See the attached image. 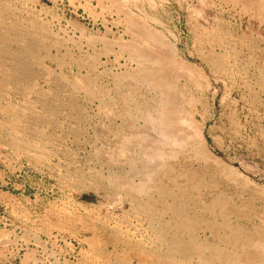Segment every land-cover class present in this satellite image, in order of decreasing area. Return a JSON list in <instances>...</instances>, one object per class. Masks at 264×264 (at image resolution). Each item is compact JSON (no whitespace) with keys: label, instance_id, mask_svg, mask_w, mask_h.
<instances>
[{"label":"rangeland","instance_id":"obj_1","mask_svg":"<svg viewBox=\"0 0 264 264\" xmlns=\"http://www.w3.org/2000/svg\"><path fill=\"white\" fill-rule=\"evenodd\" d=\"M233 1L0 0V264H144V259L147 264H181V261L185 264L190 260L191 264H197L199 260V263L203 264L198 257L201 252L211 254L213 259L224 256L221 257L224 261L216 258L213 261L215 263L211 264H216L218 260L222 261L218 264L242 262L239 256L240 251L231 248L232 244L240 245L241 240L238 239H242L241 233L222 230L224 236L221 231L218 232L216 234L218 238L222 236L218 240L217 236L214 237L215 234L212 235L211 232L202 229L205 223L203 220L206 218L204 215L201 217L200 213L198 217H195V222L196 219H200L199 221L203 223L197 220L199 229L196 226L197 222L193 225L194 234L196 232L194 245L195 243L196 246L201 245L197 248L200 251L203 250L196 254L199 259L196 255L189 257L188 253H184L188 251L189 241L187 240L190 239L188 233L190 234L192 227L191 223L188 224L184 219L189 220L194 210L198 212L200 208L198 206L201 205L199 200L203 198L202 189L209 186L210 181L207 178L201 180L197 175L190 174L184 166H177L180 168H175L178 171L173 169L172 171L173 167L169 170L167 167L171 163L168 162L165 168L172 172L170 176L174 174L173 178L169 177L166 173L170 172H167L165 168L153 171L152 169L157 167L156 161H153L155 157L150 160V156L152 157L156 149H163L162 151L168 154L173 151L170 145L159 140L157 136L160 134L155 128L156 123L153 122L157 118L159 111L157 108L160 105H158L159 96L152 89L154 85L149 83V80L152 82L153 76H158L161 71L159 75L161 78L165 77L171 82L176 80L179 94L178 108L183 109L184 113H189L190 119L195 122H191V126L195 124L196 128L201 127L210 148L225 150L226 157H221L216 151L215 154L239 173L242 185L245 184L247 189L253 190V195L257 197L256 202L264 207V29H262L264 28V0H246V3H243L244 0ZM259 7L261 17H258L260 14L257 13ZM256 9L258 11L255 12ZM6 75L7 78H5ZM77 87L80 88L79 91ZM151 93L157 95L153 96L154 94ZM150 97L153 99L151 100ZM114 112L117 116L113 115ZM144 113H149L152 123L150 119L147 120L148 123L147 121L143 123L140 116ZM150 126L154 130L150 129ZM140 132L142 136L138 137ZM124 140L127 141L125 144ZM159 142H164L166 148L165 146L161 148L163 144L160 147ZM116 144L121 145L122 148ZM147 144L150 146L148 147ZM120 148L124 151L120 150L121 154H118L119 152L115 154L117 152L115 150ZM147 150L148 152H145ZM141 152L144 156L147 153L146 158ZM145 160L147 162L150 160L151 165ZM139 161L143 167L141 164L139 166ZM106 166L114 168L109 167V169ZM150 169L153 173H150ZM161 173L171 180L175 179V184L168 178L166 181L163 175L159 176ZM142 174H147L145 179ZM184 177L187 180L191 179L190 185L187 180L185 183ZM161 180L165 185L160 187ZM125 185L126 187L129 185L130 188H125ZM174 186L179 189L177 190ZM165 189L169 190L166 192ZM154 190L159 191V193L156 192L157 197ZM231 190H227V194L229 192L227 197L230 196L234 204H239L242 197L241 191L235 188ZM134 193L139 194L134 195ZM126 194L134 195V199L138 198L133 199L136 206H132L135 203L131 201V196L126 198L128 196ZM168 195L180 196L178 205L181 211L185 209L184 213L178 212L180 215L175 216L177 213L172 210L174 208L171 207L172 202ZM141 196L144 197L140 198ZM145 196L147 199L151 198V201L153 196L156 197L153 201L158 208L152 201L155 209L153 206L148 207L151 211L147 208L141 209L149 201L146 202ZM161 196L165 198L162 199ZM191 199H193L192 202ZM136 201L140 204L141 201L145 203L141 204L142 206L139 204L140 207ZM166 203H171L169 204L171 208ZM163 204H165L164 207ZM191 205L194 208L192 210ZM130 206H132L131 210L135 211L130 212ZM133 207L136 208L133 209ZM157 209L162 210L163 213L157 212ZM153 210L156 214L153 216L154 219L151 217ZM140 212L147 215L144 214V216ZM164 213L168 216L164 217ZM157 215L164 218L160 220L161 217ZM185 215L187 218H184ZM134 217L138 223L133 221ZM167 217L172 218L166 221ZM178 217H181L179 218L181 223H178V219L175 220ZM154 220L156 223L152 224ZM174 220L177 221L176 224ZM158 221L164 222L161 224L165 226H170H164L168 233V230L176 231L178 227L180 228L179 224L184 227L181 226L182 231L190 225L187 231L183 232L189 238L184 236L180 229V233L172 231L173 234H166V230L162 229L163 225L157 223ZM221 221V219L216 220L214 223L220 225ZM174 225L176 229L172 227ZM145 226L146 232H144ZM152 227L161 231L160 234L166 232L163 233L164 236L154 232L157 235L156 239L162 242L161 238H164L165 243H158L154 238L155 230L149 232ZM236 227L240 228L239 225ZM200 228L205 233H202ZM135 229L139 230L138 233ZM178 233L181 234V238H178ZM174 236L179 241L176 239L175 241ZM225 237L236 240L229 238L227 240ZM145 238L150 239L148 243ZM223 238L226 241H223ZM123 239L127 241L124 242ZM229 240L232 244L228 242ZM151 242L155 243L150 249ZM178 242L183 243L181 245L185 247H177L180 245ZM206 242H209L208 245L211 247L207 246ZM219 242L220 245L216 246ZM203 245H206V249L208 247L207 252ZM163 246L176 253L184 249V252H181L184 253V260L180 257L181 253L179 255L181 260H179L178 254L177 256L175 252L174 255L171 254ZM196 246L195 249L198 252ZM147 248L150 251L154 249L160 256L155 254V251L151 252V255ZM224 248L229 252H223ZM168 252L172 257L177 258L178 263L176 258L169 257V260ZM212 252L215 253L214 256ZM224 253L226 256L223 255ZM232 255L233 257L229 259ZM235 258L239 260L236 261Z\"/></svg>","mask_w":264,"mask_h":264},{"label":"bare ground","instance_id":"obj_2","mask_svg":"<svg viewBox=\"0 0 264 264\" xmlns=\"http://www.w3.org/2000/svg\"><path fill=\"white\" fill-rule=\"evenodd\" d=\"M113 1V0H112ZM229 1V0H228ZM233 1V0H232ZM246 0H244L243 1V3H246L245 2ZM254 1V0H253ZM259 1V0H258ZM261 1V0H260ZM234 2L235 1H233V4H234ZM85 3V2H84ZM252 3V2H251ZM260 3H262V2H260ZM253 4V3H252ZM263 4V3H262ZM234 5H236V4H234ZM241 5V4H240ZM260 4H258V6H259ZM264 5V4H263ZM257 6V7H258ZM96 7V6H95ZM219 7V6H218ZM247 8V7H246ZM262 8V7H261ZM245 9V8H244ZM128 10V9H127ZM256 11H258L257 9L255 10V12ZM221 12H223V11H221ZM258 14H260V7H259V11L257 12ZM257 13H255V14H257ZM264 13V12H263ZM230 14V13H229ZM130 15V14H129ZM261 15L262 14H260L258 17H261ZM227 17V16H226ZM239 17V16H238ZM257 17V16H256ZM255 17V20L257 21V18ZM139 20V19H138ZM259 20V19H258ZM262 19L260 18V21H261ZM76 22V21H75ZM138 25V24H137ZM239 25V24H238ZM261 25V24H260ZM144 26V25H143ZM263 26V25H262ZM235 27V26H234ZM251 27V26H250ZM262 29H264V28H262ZM145 30H146V28H145ZM263 31V30H262ZM217 32V31H216ZM245 32V31H244ZM73 33V32H72ZM129 33V32H128ZM147 33V32H146ZM227 33H228V31H227ZM138 35H140V34H138ZM137 35V36H138ZM201 35V34H200ZM256 37V36H255ZM158 38V37H157ZM209 38V37H208ZM216 38V37H215ZM214 38V39H215ZM143 39H144V36H143ZM160 39V38H159ZM158 39V40H159ZM252 39V38H251ZM250 39V40H251ZM150 40V39H149ZM149 40L147 41V42H149ZM212 40V39H211ZM138 41V40H137ZM163 41V40H162ZM207 41V40H206ZM243 41V40H242ZM157 42V41H156ZM199 42V41H198ZM218 42V41H217ZM150 43V42H149ZM159 43V42H158ZM194 43H196V42H194ZM239 43V42H238ZM253 43V42H252ZM106 44V43H105ZM130 44H131V42H130ZM197 44V43H196ZM203 44H204V42H203ZM223 44V43H222ZM228 44V43H227ZM241 44V43H240ZM248 44V43H247ZM113 45V44H112ZM127 45V44H126ZM150 45H152V44H150ZM198 45V44H197ZM206 45V44H205ZM214 45V44H213ZM255 45V44H254ZM122 46V45H121ZM130 46V45H129ZM144 46H146V45H144ZM165 46H167V45H165ZM195 46V45H194ZM127 47V46H126ZM132 47V46H131ZM200 47V46H199ZM204 47V46H203ZM213 47V46H212ZM216 47V46H215ZM122 48V47H121ZM120 48V49H121ZM147 48V47H146ZM153 48H154V46H153ZM218 48V47H217ZM119 49V50H120ZM129 49V48H128ZM135 49H136V47H135ZM144 49V48H143ZM173 49V48H172ZM242 49V48H241ZM122 50V49H121ZM147 50V49H146ZM150 50V49H149ZM158 50V49H157ZM212 50V49H211ZM154 51V50H153ZM204 51H206V50H204ZM203 51V52H204ZM210 50H208V52H209ZM139 52V51H138ZM138 52H137V55H138ZM174 52V51H173ZM221 52V51H220ZM225 52V51H224ZM224 52H222L223 54H224ZM253 52V51H252ZM115 53V52H114ZM142 53H144V52H142ZM167 53V52H166ZM170 53V52H169ZM229 53V52H228ZM235 53H237V52H235ZM106 54V53H105ZM127 55V54H126ZM210 55V54H209ZM252 55V54H251ZM264 55V54H263ZM112 56V55H111ZM120 56H122V55H120ZM213 56V55H212ZM221 56H222V54H221ZM247 56V55H246ZM113 58H116V57H114V56H112ZM199 57V56H198ZM156 58V57H155ZM232 58V57H231ZM256 58V57H255ZM147 59V58H146ZM150 59V58H149ZM230 59V58H229ZM116 60V59H115ZM123 60V59H122ZM141 60V59H140ZM235 60V59H234ZM143 61H144V59H143ZM151 61V60H150ZM149 61V62H150ZM158 61V60H157ZM122 62V61H121ZM134 62V61H133ZM147 62V61H146ZM163 62V61H162ZM178 62V61H177ZM228 62V61H227ZM240 62V61H239ZM148 63V62H147ZM167 63V62H166ZM176 63V62H175ZM180 63V62H179ZM144 64H145V62H144ZM165 64V63H164ZM251 64V63H250ZM5 65V64H4ZM102 65V64H101ZM135 65V64H134ZM141 65V64H140ZM169 65H170V63H169ZM123 66V65H122ZM129 66H130V64H129ZM156 66V65H155ZM159 66V65H158ZM164 66V65H163ZM176 66H177V64H176ZM207 66H208V64H207ZM161 67V66H160ZM172 67V66H171ZM209 67V66H208ZM228 67V66H227ZM245 67V66H244ZM122 68H124V67H122ZM163 68V67H162ZM167 68V67H166ZM233 68H234V66H233ZM240 68H242V67H240ZM249 68V67H248ZM247 68V69H248ZM260 68V67H259ZM2 69H4L5 70V68H2ZM130 69V68H129ZM136 69V68H135ZM148 69V68H147ZM146 69V70H147ZM151 69V68H150ZM161 69V68H160ZM169 69V68H168ZM181 69H182V67H181ZM192 69V68H191ZM190 69V70H191ZM231 69V68H230ZM239 69V68H238ZM243 69V68H242ZM262 70V69H261ZM7 71H8V69H7ZM7 71H6V73H7ZM153 71V70H152ZM165 71V70H164ZM105 72V71H104ZM155 72H156V70H155ZM154 72V73H155ZM171 72V71H170ZM169 72V73H170ZM252 72H254V71H252ZM259 72H260V70H259ZM111 73V72H110ZM119 73V72H118ZM124 73V72H123ZM142 73V72H141ZM150 73V72H149ZM163 73H167V72H163ZM227 73V72H226ZM134 74V73H133ZM160 74H161V71H160ZM160 74H158V76H153V79H152V82H151V80H149V83H151V84H153L152 86H153V88L152 89H154L155 90V92H157V96H159V104L158 105H160V107L159 108H157V109H159V111H158V114L155 112V115L157 114V118H156V120L154 119L153 120V122H155L156 123V130L158 131V133L161 135H159V136H157L158 138H160L159 140H162V141H164L167 145H170L172 148H173V151H172V153H164L162 150H160V149H156V150H154L155 152H154V156L152 155V157L150 156V160H152L151 158H153V157H155V159L153 160V161H156V165H157V167H155L154 169H152L153 171H155V169H157L156 171H158L159 169H164L165 167H166V164L169 162V163H171V165L169 166V167H167L168 169L170 168V167H173V168H171V170L173 169V170H175V171H178V170H176L175 168H177V166H184L185 168H186V171L188 170L189 172H190V174H195V176L197 175V177H199V178H201V180L202 179H204V178H207L209 181H210V185L209 186H207V187H204L202 190H203V192H202V196H203V198H201V200H199L200 202H201V205L200 206H198V207H200L199 208V210H198V208H196L197 210H198V212H196V210H194L193 212H192V215H191V218H190V216H189V220H188V218H187V216L185 215L184 216V218H187V219H184V220H186L187 221V223L188 224H190L191 223V230H190V234L188 233V235H190V239L189 240H187V242L189 241V245H188V251H183L184 253H188L190 256L189 257H192V256H194V255H196L197 253L199 254L201 251H200V249H198V248H200V246L198 245V246H196V243H195V245H194V240H195V234H196V232H195V234H194V231H195V229L193 228V225H195L196 224V222H197V220L199 221L200 219H196V222H195V217L198 215L199 216V214L198 213H200V215H201V217H202V215H204L205 216V220H203V221H205V223H204V226H203V230H207L208 232H211L212 233V235L213 234H215V236L214 237H216L217 236V238H218V235H216L218 232H220L221 231V234H222V230H227V231H232L233 230V232H239V233H241L240 235L242 236V239H238V240H241L240 241V245H233L230 241L231 240H233V241H235L236 239V236H235V238L234 237H232V238H234V239H231V237H225L227 240H228V238L229 239H231V240H229L228 242L229 243H231L232 244V247H231V245H229V243H228V245H229V247H231L232 249L233 248H235L236 250H239L240 251V253H239V256H240V261L242 260V262L241 263H243V264H264V207H263V205H260V204H258V202H256V196H254L253 195V190H250V189H247L246 188V185L244 186V185H242L243 183L240 181V176H239V173L236 171V170H234L231 166H229L221 157H226V154H225V150L224 151H222V150H220V149H218V148H210L209 147V145H208V143H207V141L205 140V137H204V135H203V133H202V129H201V127H198L197 126V128H196V126H195V124H194V126H191V122H193L191 119H190V117H189V113H184L183 112V109H179L178 108V106H179V94H178V90H177V88H176V85H177V83H175L176 82V80L175 81H173V82H171L169 79L167 80V79H165V77H163V78H161V76H159ZM173 74V73H172ZM171 74V75H172ZM184 74V73H183ZM192 74V73H191ZM228 74V73H227ZM251 74V73H250ZM142 75V74H141ZM140 75V76H141ZM164 75V74H163ZM169 75V74H168ZM114 76V75H113ZM146 76V75H145ZM180 76V75H179ZM194 76V75H193ZM229 76H230V74H229ZM136 77V76H135ZM186 77V76H185ZM191 77V76H190ZM239 77V76H238ZM5 78H7V75L5 76ZM169 78V77H168ZM171 78V77H170ZM179 78V77H178ZM244 78H245V76H244ZM12 79V78H11ZM105 79V78H104ZM116 79V78H115ZM172 79V78H171ZM177 79V78H176ZM191 79V78H190ZM227 79V78H226ZM239 80H240V78H239ZM120 81V80H119ZM178 81V80H177ZM194 81V80H193ZM104 82V81H103ZM143 82V84H144V81H142ZM147 82H148V80H147ZM244 82H245V80H244ZM260 82H262V80L260 81ZM191 83V82H190ZM105 84V83H104ZM138 84V83H137ZM142 84V85H143ZM253 84V83H252ZM106 85V84H105ZM116 86H117V84H115ZM141 85V86H142ZM190 85V84H189ZM193 85V84H192ZM191 85V86H192ZM233 85V84H232ZM150 86V85H149ZM93 87H94V85H93ZM124 87V86H123ZM126 87V86H125ZM199 87V86H198ZM99 88V87H98ZM106 88V87H105ZM116 88V87H115ZM150 88V87H149ZM197 88V87H196ZM238 88V87H237ZM77 89H78V87H77ZM80 89V88H79ZM79 89H78V91H79ZM90 89H92V88H90ZM113 89H114V87H113ZM131 89V88H130ZM182 89V88H181ZM199 89V88H198ZM250 89V88H249ZM249 89H247V90H249ZM252 89V88H251ZM94 91V90H93ZM105 91V90H104ZM135 91V90H134ZM143 91V90H142ZM195 91V90H194ZM129 92H130V90H129ZM148 92V91H147ZM180 92V91H179ZM109 93V92H108ZM138 94V93H137ZM149 94V93H148ZM152 94V93H151ZM154 94V93H153ZM152 94V95H153ZM153 95V96H156V95ZM203 94V93H202ZM135 95V94H134ZM139 95H140V93H139ZM138 95V96H139ZM260 95V94H259ZM104 96H105V94H104ZM180 96H182V95H180ZM263 96V95H262ZM95 97V96H94ZM99 97V96H98ZM102 97V96H101ZM145 97V96H144ZM149 97V96H148ZM143 98V97H142ZM247 98V97H246ZM120 99V98H119ZM139 99V98H138ZM141 99V98H140ZM143 99H146V98H143ZM150 99L152 100L153 98L152 97H150ZM108 100V99H107ZM121 100V99H120ZM129 100V99H128ZM136 100V99H135ZM150 100V101H151ZM247 100V99H246ZM245 100V101H246ZM193 101V100H192ZM196 101V100H195ZM253 101V100H252ZM94 102V101H93ZM110 102V101H109ZM126 102V101H125ZM255 102V101H254ZM135 103V102H134ZM143 103V102H142ZM145 103V102H144ZM149 103V102H148ZM187 103H188V99H187ZM111 104V103H110ZM131 104V103H130ZM189 104V103H188ZM195 104V103H194ZM116 105H117V103H116ZM147 105V104H146ZM145 105V106H146ZM149 105V104H148ZM258 105V104H257ZM264 105V104H263ZM111 106V105H110ZM123 106V105H122ZM190 106V105H189ZM250 106V105H249ZM98 107V106H97ZM186 107H188V106H186ZM259 107V106H258ZM108 108V107H107ZM127 108V107H126ZM143 108V107H142ZM240 108V107H239ZM249 108V107H248ZM136 109V108H135ZM138 109H139V107H138ZM141 109V108H140ZM125 110V109H124ZM133 110V109H132ZM155 110V109H154ZM247 110V109H246ZM134 111V110H133ZM131 112V111H130ZM129 112V113H130ZM135 112V111H134ZM138 112H140V111H138ZM142 112V111H141ZM140 112V113H141ZM148 112V111H147ZM113 113V112H112ZM139 113V114H140ZM195 113V112H194ZM194 113H192V114H194ZM197 113V112H196ZM109 114V113H108ZM203 114V113H202ZM201 114V115H202ZM244 114V113H243ZM253 114V113H252ZM113 115H115V116H117L116 114H115V112H114V114ZM137 115V114H136ZM191 115V114H190ZM197 116H198V114H196ZM114 116V117H115ZM139 116V115H138ZM150 115H149V113L148 114H141V116H140V119L143 121V123H146L145 121H147V120H149L150 122L152 121L151 120V118L149 117ZM258 116V115H257ZM262 116V115H261ZM118 117H119V115H118ZM104 119H106L105 117H103ZM197 118V117H196ZM209 118H211V117H209ZM227 118V117H226ZM243 118V117H242ZM117 119V118H116ZM119 119V118H118ZM121 119V118H120ZM127 119V118H126ZM129 119V118H128ZM202 119H205V118H202ZM208 119V118H207ZM213 119V118H212ZM222 119V118H221ZM244 119V118H243ZM248 119H250V118H248ZM112 120H114V119H112ZM138 120V119H137ZM191 120V121H190ZM122 121V120H121ZM129 121V120H128ZM131 121V120H130ZM140 121V120H139ZM141 121V122H142ZM249 121V120H248ZM135 122V121H134ZM149 122V123H150ZM199 122H201V121H199ZM198 122V123H199ZM205 122H206V120L203 122V125L205 124ZM113 123V122H112ZM122 123V122H121ZM142 123V124H143ZM147 123H148V121H147ZM152 123V122H151ZM150 123V124H151ZM193 123H195V122H193ZM202 123V122H201ZM209 123V122H208ZM211 123V122H210ZM116 124V123H115ZM120 124V123H119ZM141 124V125H142ZM154 124V123H153ZM247 124V123H246ZM124 125V124H123ZM134 125V124H133ZM138 125V124H137ZM202 125V126H203ZM234 125V124H233ZM209 126V125H208ZM247 126V125H246ZM111 127V126H110ZM244 127V126H243ZM139 128H140V126H139ZM147 128V127H146ZM150 129H152V127L150 126L149 127ZM154 128V127H153ZM203 128V127H202ZM141 129H143V127L141 128ZM141 129H140V131H141ZM149 129V130H150ZM227 129V128H226ZM133 130V129H132ZM152 130H154V129H152ZM151 130V131H152ZM240 130H242V129H240ZM253 130V129H252ZM116 131V130H115ZM118 131V130H117ZM143 131V130H142ZM120 132V131H119ZM136 132H137V130H136ZM156 132V131H155ZM109 133V132H108ZM157 133V132H156ZM110 134V133H109ZM117 134V133H116ZM112 135V134H111ZM130 135V134H129ZM134 135V134H133ZM141 137L142 135H141V132H140V134L138 135V137ZM207 136V135H206ZM237 136V135H236ZM130 137H132V135L130 136ZM129 137V138H130ZM136 137V136H135ZM152 137V136H151ZM157 137H155V138H157ZM234 137V136H233ZM260 137V136H259ZM113 138V137H112ZM127 138V137H126ZM129 138H128V140H129ZM134 138V137H133ZM157 138V139H158ZM162 138V139H161ZM236 138V137H235ZM248 138V137H247ZM143 139V138H142ZM148 139H150V137L148 138ZM152 139V138H151ZM125 140H127V139H125ZM124 140V144H125V142H127V141H125ZM131 140H132V138H131ZM146 140V139H145ZM122 141V140H121ZM135 141V140H134ZM155 141H156V143H158V141L155 139ZM247 141V140H246ZM137 142V141H136ZM153 144H154V139H153ZM152 142L150 143L151 145H152ZM160 143L159 142V146L161 145V144H163L162 145V147L161 148H163V146H165V148H166V145H164L165 143ZM212 142V141H211ZM242 142V141H241ZM244 142V141H243ZM122 145H123V143H122ZM148 145V144H147ZM157 145V146H158ZM216 145V144H215ZM113 146V145H112ZM116 146H118L117 144H116ZM150 145H148V147H149ZM158 146V147H159ZM230 146V145H229ZM108 147V146H107ZM106 147V148H107ZM114 147V146H113ZM118 147H121V145L120 146H118ZM123 147H127V146H123ZM136 147V146H135ZM241 147V146H240ZM248 147V146H247ZM250 147H251V145H250ZM110 148V147H109ZM117 148V147H116ZM115 148V149H116ZM122 148V147H121ZM117 149V150H115V151H117V152H115V154H117L120 150H123V149ZM152 148H154V147H152ZM169 148V147H168ZM127 149V148H126ZM126 149H125V151H126ZM150 149H151V147H150ZM170 149V148H169ZM110 150V149H109ZM108 150V151H109ZM143 150H144V148H143ZM160 150V151H159ZM228 150V149H227ZM110 151H112V150H110ZM124 151V150H123ZM152 151V150H151ZM151 151L149 152V153H151ZM161 151H162V153H161ZM215 151L216 152H218L219 154H220V156L221 157H218L216 154H215ZM106 152V151H105ZM113 152V151H112ZM122 152V151H121ZM121 152H119L118 154H121ZM145 152H148V150L147 151H145ZM167 152H171V151H167ZM111 153V152H110ZM114 153V152H113ZM113 153L112 154H110V157L112 158V156L111 155H113ZM125 153V152H124ZM129 152H127V154H128ZM142 153V152H141ZM149 153H148V155H149ZM260 153V152H259ZM143 154V153H142ZM162 154H164V155H162ZM131 155V154H130ZM133 155V154H132ZM140 156V155H139ZM143 156H144V154H143ZM145 156H147V153H146V155ZM144 156V157H145ZM105 157H107V156H105ZM130 157V156H129ZM113 158H115L114 156H113ZM117 158V157H116ZM126 158H128V157H126ZM146 158V157H145ZM149 157H147V159H148ZM142 159H143V157H142ZM114 160V159H113ZM116 160V159H115ZM148 161V162H150L149 164L151 165V161ZM124 161H126V159L124 160ZM143 161V160H142ZM146 161V163H148L147 162V160H145ZM108 162V161H107ZM106 162V163H107ZM109 162H111V161H109ZM124 163V162H123ZM138 163V162H137ZM110 164V163H109ZM109 164H107V165H109ZM135 164H136V162H135ZM140 164H141V162L139 161V166H140ZM148 164V165H149ZM153 164H155V163H153ZM104 165V164H103ZM114 165V164H113ZM156 165H154V166H156ZM115 166V165H114ZM124 166V165H123ZM141 166L143 167V165L141 164ZM146 166V165H145ZM106 167H110V166H106ZM105 167V168H106ZM111 167H113V166H111ZM110 167V168H111ZM115 167H117V166H115ZM127 167V166H126ZM147 167V166H146ZM107 168V169H108ZM109 168V169H110ZM114 168V167H113ZM167 168H165V169H167ZM129 169V168H128ZM166 170L167 172H170L169 170ZM177 169H180L179 167L177 168ZM105 170V169H104ZM120 170V169H119ZM151 170V169H150ZM151 170V172L150 173H153V171ZM172 170V171H173ZM183 170H184V168H183ZM107 171V170H106ZM116 171V170H115ZM139 171V170H138ZM140 171H141V167H140ZM140 171H139V173H140ZM163 171V170H162ZM166 171L164 170V173H166ZM108 172H110V171H108ZM120 172V171H119ZM125 172V171H124ZM142 172V171H141ZM146 172V171H145ZM183 172V171H182ZM185 172V171H184ZM130 173H131V171H130ZM187 173V172H186ZM111 174V173H110ZM141 174V173H140ZM140 174H138V175H140ZM167 174V176L169 175V177H172L173 178V175L172 176H170V174H172V172H170L169 174L168 173H166ZM165 174V175H166ZM185 174V173H184ZM113 175V174H112ZM116 175V174H115ZM119 175V174H118ZM143 175V174H142ZM148 175H151V174H148ZM159 175V174H158ZM162 175H163V177L166 179V181H167V178L168 177H165L164 176V174H162L161 173V175H159V176H161L162 177ZM120 176V175H119ZM137 176V175H136ZM144 176V179L146 178L145 176H147V174H144L143 175ZM158 176V177H159ZM189 176V175H188ZM100 177H102V176H100ZM99 177V178H100ZM158 177H157V179H158ZM160 177V178H161ZM190 177H192V176H190ZM156 178V177H155ZM180 178V177H179ZM185 178V177H184ZM194 178V176L192 177V179ZM122 179V178H121ZM127 179V178H126ZM148 179V178H147ZM150 179V178H149ZM169 179V178H168ZM197 179V178H196ZM103 180H105V179H103ZM125 180V179H124ZM132 180V179H131ZM140 180V182L139 183H141V179H139ZM151 180V179H150ZM152 180H154V179H152ZM162 180H164V179H162ZM161 180V181H162ZM170 180V182H172V183H174L175 184V179H173V180H171V179H169ZM168 180V181H169ZM177 180H179V179H177ZM182 180V179H181ZM184 181L185 180H187V178H185V179H183ZM198 181H199V179H197ZM126 181H128V179L126 180ZM159 181V186L161 185V186H163V185H165L164 184V182L162 181ZM188 181V183L191 181V179L190 180H187ZM187 181H185V183L187 182ZM96 182H99V181H96ZM158 182V181H157ZM163 183V184H161V183ZM177 183H178V185H179V182L178 181H176ZM192 182V181H191ZM138 183V182H137ZM143 183V182H142ZM156 182H154V184H155ZM195 183H197V182H195ZM99 184V183H98ZM107 184V183H106ZM149 184V183H148ZM152 184V183H151ZM150 184V185H151ZM191 183H189V185H190ZM183 185H184V183H183ZM198 186H199V184H197ZM196 185V186H197ZM206 185H208V184H206ZM97 186V185H96ZM102 186V185H101ZM100 186V187H101ZM104 186V185H103ZM118 186V185H117ZM141 186V185H140ZM147 186V185H146ZM146 186H144V187H146ZM158 186V185H157ZM158 186V187H159ZM160 186V187H161ZM167 186V185H166ZM171 186V185H170ZM186 186V185H185ZM185 186H184V188H185ZM187 186H188V184H187ZM197 186V187H198ZM88 187V186H87ZM125 188H130L129 187V185L126 187V185L124 186ZM148 187V186H147ZM168 187V186H167ZM181 187H183V186H181ZM180 187V188H181ZM103 188V187H102ZM132 188V187H131ZM133 188H135V187H133ZM170 188H172V187H170ZM174 188H176L177 189V186H174ZM232 188H235V189H238L239 191H241V195H242V197L243 196H245V198L243 197V199H242V197L240 198V197H238V198H240V203L239 204H237V203H235L234 204V202H232V200H231V198H230V196H228L227 197V195L229 194V192H228V194H227V190H230V191H232L231 189ZM251 188V187H250ZM136 189V188H135ZM144 189V188H143ZM159 189V188H158ZM157 189V190H158ZM175 189V190H176ZM179 189V188H178ZM177 189V190H178ZM182 189V188H181ZM192 189H193V187H192ZM195 189H198V188H195ZM194 189V190H195ZM131 190V189H130ZM134 190V189H133ZM136 190H139V189H136ZM142 190V189H141ZM140 190V191H141ZM156 190V189H155ZM155 190H154V193H159V191H156L155 192ZM160 190V189H159ZM167 190H169V189H165V191L167 192ZM186 190H188V189H186ZM185 190V191H186ZM190 190V189H189ZM199 190V189H198ZM116 191V190H115ZM118 191V190H117ZM135 191V190H134ZM134 191H132V192H134ZM171 191V190H170ZM196 191V190H195ZM236 191V190H235ZM129 192H131V191H129ZM200 192V191H199ZM118 193V192H117ZM122 193L124 194V192L122 191ZM126 193V192H125ZM148 193H149V190H148ZM153 193V194H154ZM156 193V194H157ZM181 193V192H180ZM186 193V192H185ZM135 194H139V193H134V195ZM156 194H154V195H156ZM162 194V193H161ZM166 195H167V193H165ZM178 194V193H177ZM128 194H126V196H127ZM133 195V194H132ZM134 195L133 196H131V194H129L126 198H128L129 196H131V201H133V199H134ZM173 195V194H172ZM188 195V194H187ZM191 195H194V194H192L191 193ZM198 195V194H197ZM234 195V194H233ZM238 195V194H237ZM240 195V194H239ZM140 196V195H139ZM158 196V194L156 195V197ZM165 196V195H164ZM168 196H170V201L172 202V204L171 203H169V204H171V207L172 208H174V209H172L173 211H175L177 214H175V216H177V215H180V213L181 212H183L185 209H183V211H181V208H180V206L178 205L179 204V198L178 197H180V196H176V197H173V196H171V195H168ZM189 196V195H188ZM144 197V196H143ZM142 196L140 197V198H143ZM149 197H151L150 195H149ZM148 197V199L146 198V196H145V198H146V202H147V200H149L147 203H145V202H142L141 201V204H143V203H145L146 204V206L144 207V206H142L141 204H140V202H138V201H136V202H138L137 204L139 205H141L142 206V208L141 209H146L147 208V210L149 209L150 211H151V209L150 208H148V207H151V206H153L154 207V201H153V198H156V197H154L153 196V198H152V201H153V204H152V201L150 200L151 198H149ZM183 197V196H182ZM181 197V198H182ZM199 198H200V195L198 196ZM231 197H232V195H231ZM260 197V196H259ZM103 198V197H102ZM120 198V197H119ZM125 198V199H126ZM137 198V197H136ZM139 198V199H140ZM144 198V199H145ZM159 198V197H158ZM161 198L163 199V198H165V197H163V196H161ZM233 198V197H232ZM123 199H124V197H123ZM138 199V198H137ZM137 199H134V200H137ZM167 199V198H166ZM236 200H237V198H235ZM115 200V199H114ZM140 200H142V199H140ZM157 200V202H158V199H156ZM156 200H155V202H156ZM168 200V199H167ZM192 200L193 199H191V202H192ZM198 200V199H197ZM126 201V200H125ZM128 201V200H127ZM130 201V200H129ZM129 202L130 204L132 203V202ZM144 201V200H143ZM233 201H234V199H233ZM257 201H258V199H257ZM164 202V201H163ZM162 202V203H163ZM178 202V203H177ZM128 203V204H129ZM133 203H135L134 201H133ZM180 203H184V202H180ZM197 203V202H196ZM264 203V202H263ZM126 204H127V202H126ZM129 204V205H130ZM166 204H168V203H166ZM168 204V207L170 206ZM119 205V204H118ZM123 205V204H122ZM121 205V206H122ZM139 205V206H140ZM157 205V204H156ZM155 205V206H156ZM162 205V204H161ZM181 205V204H180ZM182 205H184V204H182ZM195 205V204H194ZM65 206V205H64ZM132 206H136V203H135V205H132ZM132 206H130L129 207V209L131 210V207ZM140 206V207H141ZM165 206V204H163V207ZM197 206V205H196ZM138 207V206H137ZM140 207H138V208H140ZM157 207V206H156ZM162 207V208H163ZM171 207H169V208H171ZM182 207V206H181ZM195 207V206H194ZM120 208V207H119ZM136 208V207H135ZM134 207H133V209H135ZM137 208V213H138V209ZM158 208V207H157ZM167 208V207H166ZM169 208H168V210H169ZM187 208V207H186ZM192 205H191V210H192ZM140 209V210H141ZM154 209H155V207H154ZM165 209V208H164ZM194 209V208H193ZM147 210H146V213H147ZM167 210V211H168ZM171 210V211H172ZM187 210V209H186ZM189 210V209H188ZM132 211H135V210H131L130 212H132ZM154 211V210H153ZM157 212H161L160 210L158 211V209L156 210ZM143 212V211H142ZM142 212H140V213H142ZM145 212V211H144ZM169 212V211H168ZM167 212V213H168ZM178 212H180V213H178ZM134 214H135V212H133ZM139 213V214H140ZM146 213H144V214H146ZM150 213V212H149ZM155 213V211L152 213L151 212V214H153V215H151V217H153L154 215L156 216V214H154ZM161 213H163V212H161ZM184 213V212H183ZM133 214V215H134ZM143 214V213H142ZM143 214V215H144ZM148 214V213H147ZM146 214V215H147ZM157 214H159V213H157ZM166 213H164V217L165 216H168L167 214L165 215ZM136 215V214H135ZM134 215V216H135ZM138 215V214H137ZM107 216V215H106ZM140 216V215H139ZM142 216V215H141ZM145 216V215H144ZM162 216H163V214H162ZM169 216H171V215H169ZM175 216H173V217H175ZM197 216V217H198ZM133 217V216H132ZM147 217V216H146ZM157 217H161V215L160 216H158L157 215ZM164 217H161L160 218V220L162 219V218H164ZM103 218H105V217H103ZM124 218V217H123ZM150 218V217H149ZM156 218V217H155ZM159 218H156V219H159ZM170 218H172V217H170ZM170 218H168L167 217V220L166 221H168V219H170ZM179 218H181V217H178V218H176L175 220H177L178 219V221H179ZM135 219H136V217H134V220L133 221H135ZM142 220H143V217L141 218ZM145 219V218H144ZM148 219V218H147ZM153 219H154V217H153ZM222 220L220 223V225H219V223L216 225L215 223V221L216 220ZM149 220V219H148ZM152 220V219H151ZM151 220H150V222H151ZM174 220V223L175 222H177V221H175ZM181 220V219H180ZM114 221V220H113ZM116 221V220H115ZM129 221V220H128ZM137 221V220H136ZM135 221V222H136ZM145 221H147L146 219H145ZM153 221V220H152ZM163 221V220H162ZM162 221H158L157 223H159L160 225H163V224H161V222ZM203 221H201L202 223H203ZM121 222V221H120ZM134 222V223H135ZM150 222H146V223H150ZM200 222V221H199ZM199 222H197V225L196 226H198V228L197 229H199V225H198V223ZM200 222V223H201ZM215 222V223H214ZM114 223V222H113ZM136 223H138V221L136 222ZM135 223V224H136ZM141 223V222H140ZM153 223H156L155 222V220H154V222H152V224ZM162 223H164V222H162ZM166 223V222H165ZM168 223V222H167ZM174 223H172V225L174 224ZM178 223H181L180 221L178 222ZM177 223V224H178ZM186 223V224H187ZM131 225H132V223H130ZM144 224V223H143ZM152 224H151V226H152ZM158 224V225H159ZM170 224V223H169ZM176 224V223H175ZM184 224V223H183ZM214 224V225H213ZM117 225V224H116ZM148 225H150V224H148ZM148 225H146L147 226V228H148ZM158 225H156L157 226V229H158ZM216 225V226H215ZM219 225V226H218ZM235 225V226H234ZM239 225V227L240 228H237L236 226H238ZM134 226V225H133ZM136 226V225H135ZM140 226V225H139ZM146 226H145V228H146ZM165 225H163V230L165 231L166 229H165V227H167V226H169V225H167V226H165ZM179 226H180V228H181V226H182V224L180 225L179 224ZM185 226V225H184ZM188 226H190V225H187V228L185 227V230L184 231H182L181 229L182 228H184L183 226H182V228L180 229L179 227H178V229H176L175 227H176V225H174V226H172V227H174L175 229H176V231H178L179 232V229H180V231H182L181 233L183 234V232H185V231H187V229L189 228ZM234 226V227H233ZM124 227V226H123ZM170 227V226H169ZM110 228H111V226H110ZM121 228V227H120ZM135 228V227H134ZM141 228H142V226H141ZM147 228L146 229H144L143 231L144 232H146V230H147ZM153 228V227H152ZM152 228H150L149 229V232L150 231H153V230H155L156 228L154 227L153 229ZM196 228V227H195ZM200 228V229H201ZM234 228H237V229H235L234 230ZM132 229V228H131ZM143 229V228H142ZM202 229H201V232L202 233H205V232H203L202 231ZM117 230H118V228H117ZM134 230V229H133ZM136 231L135 232H137V231H139V230H137V229H135ZM94 231V230H93ZM113 231V230H112ZM111 231V232H112ZM128 231H130V230H128ZM142 231V230H141ZM157 230H155V231H153V236H154V238L156 239L157 238V235L155 234V233H157V234H160V232L161 231H157ZM169 231V233H171V234H173V232L175 231V230H168ZM171 231V232H170ZM173 231V232H172ZM175 231V232H176ZM189 231V230H188ZM206 231V232H207ZM120 232V231H119ZM125 232V231H124ZM155 232V233H154ZM159 232V233H158ZM163 232V231H162ZM166 232H167V230H166ZM166 232H163V233H166ZM197 232H198V230H197ZM224 232V231H223ZM116 233V232H115ZM127 233V232H126ZM126 233H124L125 235H126ZM130 233V232H129ZM138 233V232H137ZM163 233H161L160 235L161 236H164L163 235ZM168 232L166 233V234H169ZM180 233V232H179ZM178 233V234H179ZM187 233V232H186ZM210 233V234H211ZM226 233V232H225ZM229 233V232H228ZM121 234V233H120ZM128 234V233H127ZM146 234V233H145ZM148 234H150L151 235V233H148ZM156 236H155V235ZM177 234V236H179L178 238H181L182 236H180L181 234H179L178 235ZM185 234V233H184ZM183 234V235H184ZM198 234V233H197ZM201 234V233H200ZM230 234V233H229ZM229 234H228V236H229ZM75 235V234H74ZM122 235H123V233H122ZM124 235V236H125ZM131 235V234H130ZM175 235H176V233H175ZM187 235V236H188ZM208 235H209V233H208ZM223 235V234H222ZM226 235V234H225ZM236 235V234H235ZM118 236V235H117ZM133 236H134V234H133ZM141 236V235H140ZM147 236V235H146ZM152 236V235H151ZM169 237V235H166V237ZM184 236H186V235H184ZM184 236H183V238H184ZM186 236V237H187ZM197 236V235H196ZM206 236V235H205ZM220 236V235H219ZM224 236V235H223ZM232 236V235H231ZM237 236H238V233H237ZM122 237V236H121ZM128 237V236H127ZM148 237V236H147ZM171 237V236H170ZM200 237V236H199ZM208 237V236H207ZM210 237V236H209ZM221 237L222 236H220L219 238L221 239ZM238 237H240V236H238ZM118 238V237H117ZM120 238V237H119ZM130 238H132V236H130ZM143 238V237H142ZM153 238V237H152ZM159 238V237H158ZM161 238V237H160ZM173 238V237H172ZM172 238H170V240H172ZM187 238H189V236L187 237ZM219 238H218V240H219ZM162 239V242H163V239L164 238H161ZM166 239V238H165ZM174 240L176 239V237L174 236V238H173ZM215 239V238H214ZM224 239V238H223ZM226 239H224L223 241H226ZM120 240H122V239H120ZM124 240V239H123ZM126 240V239H125ZM124 240V242H126ZM131 240V239H130ZM129 240V241H130ZM138 240H139V238H138ZM141 240V239H140ZM144 240V239H143ZM145 240H146V238H145ZM144 240V241H145ZM148 240H150V239H148L147 238V240H146V242L148 241ZM152 240V239H151ZM157 241H158V239H156ZM167 240V239H166ZM169 240V245H170V241ZM174 240H172L173 242H174ZM176 240H178V239H176ZM175 240V241H176ZM181 240V239H180ZM208 240V239H207ZM210 240H212V239H210ZM91 241H92V238H91ZM115 241V240H114ZM113 241V242H114ZM117 241H119V239H117ZM128 241V242H129ZM153 241V240H152ZM156 241V242H157ZM179 241V240H178ZM183 241V240H182ZM196 241V240H195ZM200 241V240H199ZM198 241V242H199ZM201 241H202V239H201ZM222 240H221V242H223ZM122 242V241H121ZM132 242V241H131ZM159 242H161V240L159 239V241H158V243ZM161 242V243H162ZM166 242V241H165ZM165 242H163V243H165ZM185 241H183V243H184ZM197 242V243H198ZM203 244H205V241L203 240ZM237 242V241H236ZM119 243V242H118ZM132 243H135V242H132ZM139 243V242H138ZM141 243V242H140ZM148 243V242H147ZM155 242H151V247H150V249L151 248H153L152 246H154L153 244H154ZM161 243H160V245H161ZM180 242H178V244H179ZM183 243H180V245H178L177 247H182V245L181 244H183ZM209 243V242H208ZM208 243L206 242V244H207V246H209L208 245ZM94 244V243H93ZM93 244H91V245H93ZM124 244V243H123ZM131 244V243H130ZM176 244V243H175ZM185 244V243H184ZM200 244H202V242H200ZM212 243H210V245H211ZM214 244V243H213ZM224 244V243H223ZM226 244V243H225ZM89 245V244H88ZM90 245V246H91ZM118 245V244H117ZM125 245H127L126 243H125ZM141 245V244H140ZM146 245V244H145ZM149 245V244H148ZM163 245H165V244H163ZM173 245V244H172ZM216 245V244H215ZM220 245V242H219V244L218 245H216V246H219ZM228 245H227V247H228ZM89 246V247H90ZM128 246H129V244H128ZM143 247H144V245H142ZM142 246H141V248H142ZM150 246V245H149ZM157 246H159V245H157ZM157 246H155V247H157ZM171 246V245H170ZM195 246H196V248L198 249V252L196 251V249H195ZM206 246V245H205ZM205 246L203 245V247L205 248ZM223 246V245H222ZM122 247V246H121ZM124 247V246H123ZM132 247V246H131ZM154 247V248H155ZM163 247H165L164 249H166L167 251H170V249L168 250V248H170V247H168V245H167V247L168 248H166V246H163ZM185 247V246H184ZM184 247H182V248H184ZM209 247H211V246H209ZM213 247H214V245H213ZM212 247V248H213ZM224 247V246H223ZM226 247V246H225ZM226 247V248H227ZM97 248V247H96ZM127 248H129V247H127ZM140 248V249H141ZM157 248H159V247H157ZM216 248V247H215ZM217 248H219V247H217ZM226 248H224V251L223 252H229V251H226ZM231 248H229V249H231ZM139 249V248H138ZM143 249H145V248H143ZM156 249V248H155ZM159 249H161V248H159ZM177 250L179 249V248H176ZM206 249V248H205ZM207 249H208V247H207ZM207 249H206V252H207ZM214 249V248H213ZM221 249V247L219 248V250ZM126 250V249H125ZM129 250V249H128ZM146 250V249H145ZM147 250H149L148 248H147ZM185 250H187V249H185ZM209 250H210V248H209ZM209 250H208V252H209ZM212 250V249H211ZM215 250V249H214ZM213 250V251H214ZM218 250V251H219ZM221 250H223V248L221 249ZM141 251H144V250H142L141 249ZM150 251V250H149ZM155 250L153 249V251H150V254L152 255V253L151 252H154ZM159 251V250H158ZM166 251V252H167ZM181 251V249H180V253L182 252ZM200 251V252H199ZM217 251V250H216ZM216 251H214V252H216ZM232 251V250H231ZM230 251V252H231ZM145 252V251H144ZM146 252H148V251H146ZM157 251H155V254H158V253H156ZM164 252V251H163ZM165 252V253H166ZM171 252V254H173L175 251H170ZM206 252H204V253H206ZM120 253V252H119ZM165 253H163V254H165ZM169 253V252H168ZM167 253V254H168ZM180 253L178 252V253H176L175 252V254H176V256H177V254H178V257L177 258H179V255H180ZM184 253H181V255L183 256V254ZM210 253V252H209ZM233 253V252H232ZM236 253V252H235ZM234 253V254H235ZM138 254H139V252H138ZM149 254V255H150ZM154 254V253H153ZM155 254H154V256H155ZM162 254V253H161ZM162 254V255H163ZM167 254H165V255H167ZM170 253H169V255L170 256H167L168 258L169 257H171V258H174V256L172 257V255H171ZM197 254V255H198ZM208 253H206V254H203L202 252H201V254L198 256V257H200V259H201V261L203 262V264H211L213 261H215L216 260V258H218V259H222L223 257L222 256H218V257H214L215 259H213V257H212V255L211 254H209V255H211V256H209V255H207ZM212 254H213V252H212ZM218 254V253H217ZM140 255V254H139ZM145 255H146V253H145ZM148 255V254H147ZM148 255V256H149ZM150 255V257H152ZM159 255V254H158ZM174 255V254H173ZM180 255V257L182 258V260H184L183 258H184V256L182 257ZM185 255H187V254H185ZM197 255H196V257H197ZM215 255V253L213 254V256ZM218 255H220V254H218ZM221 255H222V253H221ZM223 255H225V253L223 254ZM141 256H143L142 254H141ZM160 256V255H159ZM188 256V255H187ZM226 256V255H225ZM186 257V256H185ZM195 257V258H196ZM197 257V258H198ZM222 257V258H221ZM229 257V256H228ZM231 257H233V255L232 256H230L229 257V259L231 258ZM236 257H238V256H236ZM156 258H158L157 256H156ZM155 258V259H156ZM164 259H165V257H163ZM176 258V257H175ZM174 258V259H175ZM177 258L175 259L176 260V262L178 263V260H177ZM194 258V259H195ZM197 258H196V260H197ZM142 259H144V257L142 258ZM160 259V258H159ZM158 259V260H159ZM189 260H190V258H188ZM199 259V258H198ZM228 259V258H227ZM235 259H237L236 261H238L239 260V258H235ZM158 260H156V261H158ZM166 260V259H165ZM168 260V259H167ZM169 260H170V258H169ZM168 260V261H169ZM172 260V259H171ZM179 260H181L180 258H179ZM187 260V259H186ZM223 261H224V259H222ZM130 261H131V259H130ZM129 261V262H130ZM147 261V260H146ZM163 261V260H162ZM174 261V260H173ZM173 261H172V263H173ZM193 261V260H192ZM198 261V260H197ZM196 261V262H197ZM221 261V260H220ZM219 260H218V262H220ZM232 261V260H231ZM233 261H234V259H233ZM136 262V261H135ZM140 262V261H139ZM160 261H158V263H159ZM167 262V261H166ZM165 262V263H166ZM182 263H183V261H181ZM189 262H191V260L190 261H188V263H185V264H191V263H189ZM193 262H195V261H193ZM200 262V260L198 261V263L197 264H200L199 263ZM201 262V263H202ZM218 262L216 263V264H218ZM222 262V261H221ZM220 262V263H221ZM225 262H226V260H225ZM228 262H230L229 260H228ZM127 263V262H126ZM132 263V262H131ZM140 263H142V262H140ZM147 264V262H145V259H144V264ZM154 263V262H153ZM175 263V262H174ZM181 263V264H182ZM213 263H215V262H213ZM241 263H239V264H241ZM136 264H138V263H136ZM160 264V263H159ZM164 264V263H163ZM179 264V263H178ZM193 264V263H192ZM223 264V263H222ZM226 264V263H225ZM235 264V263H234ZM237 264V263H236Z\"/></svg>","mask_w":264,"mask_h":264}]
</instances>
